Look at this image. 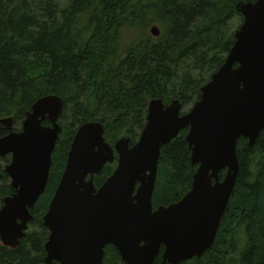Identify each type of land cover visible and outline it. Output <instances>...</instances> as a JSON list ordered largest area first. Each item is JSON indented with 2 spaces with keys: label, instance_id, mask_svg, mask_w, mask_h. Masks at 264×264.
<instances>
[{
  "label": "trees",
  "instance_id": "16d2710c",
  "mask_svg": "<svg viewBox=\"0 0 264 264\" xmlns=\"http://www.w3.org/2000/svg\"><path fill=\"white\" fill-rule=\"evenodd\" d=\"M254 1L0 0V119L12 118L15 128L38 99L54 95L64 102L48 183L31 210V225L41 230L27 234L15 250L0 243V264H43L48 232L40 218L78 127L101 123L107 144L126 138L131 147L152 100L192 107L234 44L242 24L237 5ZM153 26L158 38L147 34ZM125 33L131 42L123 45ZM186 134L160 150L153 210L190 191L196 167ZM236 152L239 173L215 242L200 259L181 264H264V132L251 147L239 140ZM112 165L94 177L96 189ZM6 179L2 172L1 181ZM11 194L10 187L1 188L0 202ZM103 263L122 264L114 247L104 249ZM155 264H163L160 257Z\"/></svg>",
  "mask_w": 264,
  "mask_h": 264
},
{
  "label": "water",
  "instance_id": "95a60500",
  "mask_svg": "<svg viewBox=\"0 0 264 264\" xmlns=\"http://www.w3.org/2000/svg\"><path fill=\"white\" fill-rule=\"evenodd\" d=\"M236 10L242 24L234 44L187 113L179 101L164 106L152 100L131 147L126 138L107 144L101 123L78 127L41 219L49 233L46 264H104L107 246L122 264H155L158 257L163 264H181L211 249L239 173L237 144L244 139L254 146L264 132V0L239 3ZM149 33L160 35L156 26ZM63 107L54 95L38 99L19 132L12 118L0 119V132L7 133L0 136V158L10 157L3 173L14 191L0 209V243L6 248L18 247L33 221L29 210L45 192ZM184 130L196 167L190 191L153 210L160 150ZM115 159V170L96 189L94 177Z\"/></svg>",
  "mask_w": 264,
  "mask_h": 264
},
{
  "label": "rangeland",
  "instance_id": "374dc122",
  "mask_svg": "<svg viewBox=\"0 0 264 264\" xmlns=\"http://www.w3.org/2000/svg\"><path fill=\"white\" fill-rule=\"evenodd\" d=\"M237 31V30H236ZM147 34H149V32L147 31ZM150 35V34H149ZM134 38H135V36H133ZM131 42V33H125L124 35H123V45H126V44H128V43H130ZM122 45V46H123ZM191 108V107H190ZM190 108H185V109H183L182 110V113H187L189 110H190ZM58 121H59V119H58ZM15 131L16 132H19L20 130H21V125L19 126H16L15 128ZM122 139V138H121ZM119 141V140H118ZM117 141V142H118ZM6 159H9V156H6V157H4V158H0V173L2 174V172L4 171V168H5V166H7L8 164H5L4 163V160H6ZM113 167H114V170H115V168H116V163H114V165H112ZM113 170V171H114ZM113 173V172H112ZM8 178V177H7ZM6 186H8V187H10V179L8 178V179H6V180H4V181H0V189L1 188H3V187H6ZM41 229L40 228H38V227H30L29 228V230H28V233L29 234H35V233H39V231H40ZM52 263H54V262H52ZM51 263V264H52Z\"/></svg>",
  "mask_w": 264,
  "mask_h": 264
},
{
  "label": "flooded vegetation",
  "instance_id": "af4514ba",
  "mask_svg": "<svg viewBox=\"0 0 264 264\" xmlns=\"http://www.w3.org/2000/svg\"><path fill=\"white\" fill-rule=\"evenodd\" d=\"M0 181H1V180H0ZM10 190H11V193H12V194H11L10 196L4 197V198L2 199V201L0 202V209H1L2 206H3V200H4L5 198L11 197V196L14 194V191L11 189V187H10ZM32 209H33V208H32ZM32 209L29 210V213H30V214H31V210H32ZM46 211H47V210H46ZM45 213H46V212H45ZM31 215H32V214H31ZM44 215H45V214H44ZM44 215H43V216H44ZM32 216H33V215H32ZM43 216H42V217H43ZM42 217H41L40 219H42ZM33 221H34V216H33ZM33 221H32V222H33ZM32 222H30V223L28 224V228H27V231H26V233H25V236H24L22 239H20V241H19V245H20L21 240H23V239L26 237V235L29 234V233H28L29 228H30V227H33V226L31 225ZM47 232H48V231H47ZM48 235H49V233H48ZM47 237H48V236H47ZM46 240H47V239H46ZM44 244H45V243H44ZM19 245H18V246H19ZM17 248H18V247H17ZM17 248H16V249H17ZM43 248H44V247H43ZM8 249H9V248H8ZM13 250H15V249H13ZM44 259H45V257H44ZM44 259H43V264H46V263L44 262Z\"/></svg>",
  "mask_w": 264,
  "mask_h": 264
}]
</instances>
